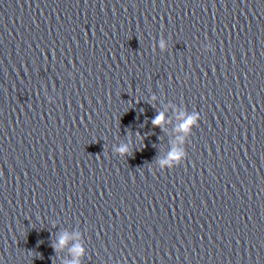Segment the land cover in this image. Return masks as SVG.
<instances>
[{
	"label": "water",
	"instance_id": "1",
	"mask_svg": "<svg viewBox=\"0 0 264 264\" xmlns=\"http://www.w3.org/2000/svg\"><path fill=\"white\" fill-rule=\"evenodd\" d=\"M168 103L201 119L161 169ZM64 230L82 264H264L263 23L227 0H0V264L71 259Z\"/></svg>",
	"mask_w": 264,
	"mask_h": 264
},
{
	"label": "clouds",
	"instance_id": "2",
	"mask_svg": "<svg viewBox=\"0 0 264 264\" xmlns=\"http://www.w3.org/2000/svg\"><path fill=\"white\" fill-rule=\"evenodd\" d=\"M161 51L167 50L169 47L167 39L163 36L158 40L157 45ZM206 49H211V45H205ZM51 99V98H50ZM151 99L156 100L158 97L155 93L151 96ZM168 107L172 110L174 114V119L176 124L174 125L173 132L179 133L174 136L171 147L168 150V154L163 158L156 160V164L161 168H173L180 164L187 156L186 143L188 137L191 135L193 128L196 127L201 119L200 113L198 111L189 112L186 107H180L178 105L168 103ZM172 119L167 118L165 112H158L151 120V123L155 126L163 127L171 123ZM136 136L141 140L143 147L144 136L137 131ZM129 139L122 141L118 145L113 146V151L125 156L126 154H131L134 149L133 140L131 139V133L127 134ZM55 225V222H53ZM69 241H73L71 247L68 249L71 259L62 258L61 264H82L83 257L87 255V249L85 247V242L83 239V234L76 230L69 233L67 230L59 231L53 247L56 251H63L69 244Z\"/></svg>",
	"mask_w": 264,
	"mask_h": 264
}]
</instances>
